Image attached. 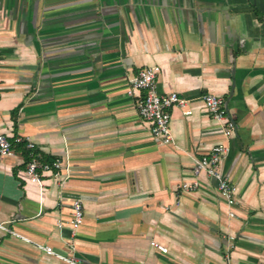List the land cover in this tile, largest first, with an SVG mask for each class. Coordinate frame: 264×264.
I'll use <instances>...</instances> for the list:
<instances>
[{
  "label": "crops",
  "instance_id": "0c3cea01",
  "mask_svg": "<svg viewBox=\"0 0 264 264\" xmlns=\"http://www.w3.org/2000/svg\"><path fill=\"white\" fill-rule=\"evenodd\" d=\"M151 66L159 94L187 101L167 145L127 95ZM207 93L225 98L228 141ZM0 128L61 162L39 186L20 152L0 157V224L30 241L0 230V264H65L34 244L83 264H264V0H0ZM219 143L232 207L191 172Z\"/></svg>",
  "mask_w": 264,
  "mask_h": 264
},
{
  "label": "built area",
  "instance_id": "2783aa9c",
  "mask_svg": "<svg viewBox=\"0 0 264 264\" xmlns=\"http://www.w3.org/2000/svg\"><path fill=\"white\" fill-rule=\"evenodd\" d=\"M159 72L160 69L157 66L146 67L139 70L128 81L127 95L130 97L134 94L138 95L136 110L139 118L147 125L152 138L167 145L172 141L169 127L171 120L170 111L174 107H179L181 109L185 108L187 101L184 98H180L175 92L165 94H159L157 92L156 79ZM201 101L205 109L211 115L212 120L220 124L222 136L225 141H228L233 134L235 125L225 109L224 100L219 96L207 93L201 97ZM188 113L189 112L186 111L184 112V114ZM15 141L21 142L22 139L16 138ZM24 142L26 143V149L31 151L35 150V146L30 141L26 140ZM227 152V143H219L213 146L206 154L194 160L191 172L195 178L203 174L214 180L218 196L223 199L229 207H232L235 203V189L228 178L222 173V160ZM12 154V144L7 135L0 128V157H8ZM60 167L61 162L57 159L53 160L51 163H42L39 161L38 157L32 156L31 160L26 165L25 173L32 182L40 186V176L43 173H54ZM197 187V181H193L191 184L183 183L180 185V188L184 191H193L197 189ZM229 215L233 216V213ZM82 219V203L79 199H74L72 201L71 219L68 223L72 233H75L80 227ZM62 226L63 224L61 222L57 223V227L60 228ZM0 230L11 233L26 242H30L8 230L2 224H0ZM151 244L160 253L165 254L167 252L166 248L156 243ZM34 246L45 255L54 257L65 264H83L82 261L74 255L60 254L48 245L34 244Z\"/></svg>",
  "mask_w": 264,
  "mask_h": 264
},
{
  "label": "trees",
  "instance_id": "16d2710c",
  "mask_svg": "<svg viewBox=\"0 0 264 264\" xmlns=\"http://www.w3.org/2000/svg\"><path fill=\"white\" fill-rule=\"evenodd\" d=\"M224 101H225V98H224ZM16 112H17V109L11 112V119L13 120L14 125H16L15 124L16 123L15 122ZM9 141L12 144L13 149L20 152L24 160V165H27V163L31 160L32 156L38 157L39 161L42 163H51L54 160L52 158L39 154V152L36 150L31 151V150L26 149L25 147L26 143L23 140L21 142H16L15 139H9Z\"/></svg>",
  "mask_w": 264,
  "mask_h": 264
},
{
  "label": "water",
  "instance_id": "95a60500",
  "mask_svg": "<svg viewBox=\"0 0 264 264\" xmlns=\"http://www.w3.org/2000/svg\"><path fill=\"white\" fill-rule=\"evenodd\" d=\"M224 106H225V109L227 110V103H225V105H224Z\"/></svg>",
  "mask_w": 264,
  "mask_h": 264
}]
</instances>
